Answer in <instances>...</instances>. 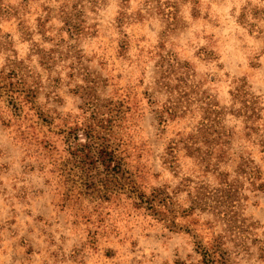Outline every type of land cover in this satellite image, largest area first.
Returning <instances> with one entry per match:
<instances>
[{"label":"rangeland","instance_id":"1","mask_svg":"<svg viewBox=\"0 0 264 264\" xmlns=\"http://www.w3.org/2000/svg\"><path fill=\"white\" fill-rule=\"evenodd\" d=\"M254 167L264 0H0V264H264Z\"/></svg>","mask_w":264,"mask_h":264},{"label":"trees","instance_id":"2","mask_svg":"<svg viewBox=\"0 0 264 264\" xmlns=\"http://www.w3.org/2000/svg\"><path fill=\"white\" fill-rule=\"evenodd\" d=\"M249 178L252 179L255 184L257 185V189H263V185L260 183L261 181V172L257 167H254L249 172ZM260 183V184H258ZM138 198H140V204H143L146 209L150 212H166L168 213L170 209L168 208L169 205H171V198L169 195H165L164 198L156 197L154 194L150 197L146 196L145 194L139 195ZM196 199H199L197 196H195ZM202 201H200V204ZM143 207V206H142Z\"/></svg>","mask_w":264,"mask_h":264}]
</instances>
